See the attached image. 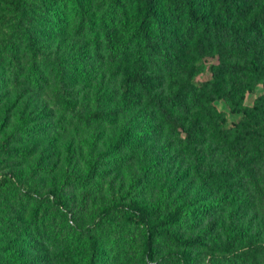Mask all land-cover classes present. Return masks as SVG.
I'll list each match as a JSON object with an SVG mask.
<instances>
[{"label":"trees","instance_id":"16d2710c","mask_svg":"<svg viewBox=\"0 0 264 264\" xmlns=\"http://www.w3.org/2000/svg\"><path fill=\"white\" fill-rule=\"evenodd\" d=\"M1 26L6 29L0 32V63L6 53L11 72L0 64V91L22 79L33 92L44 94L54 80L60 111L53 122L20 118L9 143L61 135L74 122L84 128L109 126L130 115L129 123L101 151L96 153L101 136L91 138L84 171L72 173L68 183L82 189L102 186L106 170L124 167L127 153L165 134L187 146L214 143L227 153L234 172L250 179L264 165V94L253 107L244 106L252 85L264 84V0H0ZM63 41L71 44L70 53L57 50L51 58L48 51ZM19 51L27 61L21 72H14ZM209 62L210 77L198 83ZM79 83L91 87L95 108L87 115L75 114L73 89ZM217 101L242 113L243 121L234 129L225 128L226 113L219 111ZM7 128L0 124V136ZM0 155L18 153L3 148ZM196 157L202 158L199 153ZM139 179L86 228L75 231L63 253L73 254L76 240L86 264L116 262L127 239L122 234L113 241L107 224L111 217L130 215L141 229L138 264H195L196 253L210 246L217 254L209 264H264L259 233L247 236L236 223L219 225L226 197L149 204L135 196L142 185ZM11 184L8 176L1 178L0 191ZM23 196L29 202L41 198L32 191H23ZM45 202L67 205L59 189L50 190ZM48 213L45 205L38 221L46 223ZM203 221L206 225L200 227ZM53 234L45 233V243L57 242ZM161 245L178 252L157 263ZM2 253L15 264L25 262L16 241L6 243Z\"/></svg>","mask_w":264,"mask_h":264},{"label":"rangeland","instance_id":"374dc122","mask_svg":"<svg viewBox=\"0 0 264 264\" xmlns=\"http://www.w3.org/2000/svg\"><path fill=\"white\" fill-rule=\"evenodd\" d=\"M5 29L6 26H1L0 32L4 33ZM0 40L4 41L2 35ZM14 43L18 45V41ZM57 50L68 55L71 44L63 41L59 47L55 45L48 51L49 56L56 58ZM5 54L2 52L0 64L7 67L10 74ZM17 57L19 65L12 68L14 72H21L27 57L21 51ZM211 64L207 63V71L197 78L198 83L208 80ZM109 80L111 77L106 74L105 81ZM56 87L52 80L48 91L38 94L20 79L17 84L7 85L0 91V124L8 126L6 134L0 136V150L13 148L18 153L16 157L0 155V179L8 176L12 180L11 186L0 191V264H15L2 253L3 246L10 240L16 241L18 248L23 250V264H86L83 248L76 240L71 249L73 254L63 253L69 249L68 240L75 231L86 228L102 208L119 199L139 178L142 185L135 196L149 204L162 201L171 206L179 200L209 202L226 197L224 211L218 214L219 225L236 223L247 236L259 233L264 246V165L259 166L251 179L238 175L227 153L212 142L187 146L177 137L165 134L147 142L143 148L127 153L128 161L124 167L106 170L102 186L84 189L68 183L67 179L74 172L84 171V161L91 151L88 142L92 137L101 136L96 153L101 151L104 144L129 123L130 115L121 116L109 126L84 128L74 122L67 124V131L61 135L48 133L41 139H17L9 143V133L20 118L31 116L53 122L59 117V103L54 94ZM263 94L264 84H253L245 95L244 106L253 107ZM72 98L78 102L75 114L87 115L95 108L91 87L87 84L79 83L73 89ZM215 105L226 113L225 128L234 129L243 121V114L233 113L226 102L217 101ZM197 153L202 157L200 161ZM52 189L61 191L67 200L66 206L56 207L55 202V205L45 202ZM23 191L36 192L41 198L29 202ZM45 205L49 213L46 223H41L38 215L45 214ZM135 222L130 215L109 219L107 226L113 241L124 234L127 248L121 246L120 257L108 264H138L141 229ZM205 225L206 221H203L200 227ZM52 232L58 236L57 242L45 243V233ZM176 252L172 247L161 245L156 262L160 263ZM215 254V246L197 252L195 264H209Z\"/></svg>","mask_w":264,"mask_h":264}]
</instances>
